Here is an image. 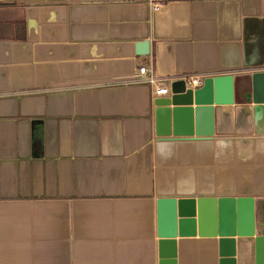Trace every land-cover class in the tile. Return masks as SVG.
<instances>
[{
    "label": "crops",
    "instance_id": "crops-1",
    "mask_svg": "<svg viewBox=\"0 0 264 264\" xmlns=\"http://www.w3.org/2000/svg\"><path fill=\"white\" fill-rule=\"evenodd\" d=\"M0 264H264V0H0Z\"/></svg>",
    "mask_w": 264,
    "mask_h": 264
},
{
    "label": "built area",
    "instance_id": "built-area-1",
    "mask_svg": "<svg viewBox=\"0 0 264 264\" xmlns=\"http://www.w3.org/2000/svg\"><path fill=\"white\" fill-rule=\"evenodd\" d=\"M159 8L158 5L155 6V10ZM189 83L190 87L198 88L202 85L201 78L192 77L185 78ZM169 81L165 78L158 77L154 72L153 62L146 64L145 66L139 69V72L135 76V82L138 84L148 85L153 87L155 90V95L157 96H166L170 93V88L167 86L166 82Z\"/></svg>",
    "mask_w": 264,
    "mask_h": 264
}]
</instances>
